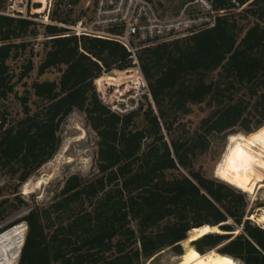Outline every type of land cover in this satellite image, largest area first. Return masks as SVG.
<instances>
[{"label": "trees", "instance_id": "16d2710c", "mask_svg": "<svg viewBox=\"0 0 264 264\" xmlns=\"http://www.w3.org/2000/svg\"><path fill=\"white\" fill-rule=\"evenodd\" d=\"M247 1L238 18L219 16L208 29L140 47L149 95L123 114L109 108L94 83L130 67L120 42L0 13V171L24 183L57 152L60 125L75 110L97 137L94 172L68 175L49 204L0 227L26 223L16 264H143L165 248L194 256L214 249L236 264H264V227L247 217L260 205L197 165L215 140L264 124V0L239 4ZM39 27L37 75L60 74L26 85L32 60L19 71L9 61L24 54ZM18 84L27 86L24 94ZM10 96L19 101L18 117L5 106ZM191 114L198 116L192 129L185 123ZM205 225L221 231L188 239Z\"/></svg>", "mask_w": 264, "mask_h": 264}, {"label": "rangeland", "instance_id": "374dc122", "mask_svg": "<svg viewBox=\"0 0 264 264\" xmlns=\"http://www.w3.org/2000/svg\"><path fill=\"white\" fill-rule=\"evenodd\" d=\"M178 3H180V0H154L156 8L162 15L166 16L175 13ZM240 11L241 9L232 12V14L234 17L238 18ZM79 14L80 13L77 12L76 16ZM39 31L41 32L36 38L31 39L32 43L25 50L24 54L15 60L9 61L11 67L14 68L15 71H19L21 65L24 64L28 58L32 60L33 69L28 73V76L25 79L26 85H29V83L35 79H56L60 74L56 69H52L42 75H37V66L44 54L41 43L44 37L41 27H39ZM127 69L128 68L119 70L113 68L109 72L102 73L95 79L94 83L97 92L99 90L102 91L103 87L106 89V92L104 91L105 96L103 101L107 105H110L112 102L118 105H120V103L125 105L124 97L121 96V93L123 92L122 89L127 82L133 79L132 75L131 77L129 76L132 72L126 71ZM114 72L117 76L112 75ZM119 72L124 73L118 75L120 74ZM26 85L18 84L16 86L19 94H24V89L27 88ZM142 98V96L141 98L139 97V103L143 100ZM5 106L12 112L17 111V117L20 116L19 101L15 97L12 98L10 96L8 100L5 101ZM188 120L189 121L185 122L186 128L192 129L197 124L198 116L191 114L188 116ZM136 121L138 122L137 125L141 126V115L136 117ZM238 132L244 133L242 131ZM58 133L61 138V143L57 152L48 161L42 164L33 174H31L24 183L19 185L15 178L10 177L4 171H0V211L1 215L5 216L3 220H0V227L22 217L34 206L44 207L49 204L53 194L60 189L68 175L73 173L88 175L95 171L97 137L87 123L84 114L76 110L68 114L61 123ZM227 143L228 137H226L225 141H221L220 139L215 140L214 143L212 142L210 150L200 157L197 165H200L204 169L205 174L209 176L216 175L219 177V175L215 174L216 164L222 157ZM260 182L261 184L264 183L262 180ZM258 185L253 194L246 191L251 202L250 205H260L259 207L257 206L254 208L253 213L255 215L259 214L260 211L258 210L260 208L264 209V186L258 188ZM247 217L251 222L263 226V222H260L255 218L252 219L250 215ZM18 224L24 228L25 236L27 226L23 220L11 224L3 230L15 227ZM181 245L183 248V244ZM178 256L179 255L174 254L171 249L165 248L143 264H173L172 260Z\"/></svg>", "mask_w": 264, "mask_h": 264}, {"label": "built area", "instance_id": "2783aa9c", "mask_svg": "<svg viewBox=\"0 0 264 264\" xmlns=\"http://www.w3.org/2000/svg\"><path fill=\"white\" fill-rule=\"evenodd\" d=\"M231 1L234 4L232 7L216 8L214 0H183L175 13L166 16L156 8L154 0H6L0 13L30 18L40 24L60 25L66 27L70 34L78 36L83 34L120 42L129 52L131 65L126 71L132 72L129 76L132 75L133 79L124 83L122 89L125 105L112 102L108 106L123 114L136 110L139 97L149 95L136 51L148 44L208 29L214 26L217 17L238 11L248 3L240 5L239 0ZM77 12L80 14L76 16ZM102 91L99 90L98 94L103 100L105 87ZM13 228L3 230L0 235ZM22 243L23 239L17 242V253L11 264L17 263ZM1 256L0 253V264Z\"/></svg>", "mask_w": 264, "mask_h": 264}, {"label": "bare ground", "instance_id": "6f19581e", "mask_svg": "<svg viewBox=\"0 0 264 264\" xmlns=\"http://www.w3.org/2000/svg\"><path fill=\"white\" fill-rule=\"evenodd\" d=\"M119 73L120 74L118 75H121L124 72ZM112 75L117 76L115 72ZM257 134L260 135L258 136ZM240 147H242L252 158L251 162L246 167L241 166L239 161L236 150ZM233 158L236 159L235 167L232 164ZM215 174L230 182L232 185L234 184L238 188L252 194L258 184V188L264 186V183L261 184L260 182L261 180L264 181V124L247 134L236 132L228 135V143L222 157L216 164ZM258 211H260L259 214L255 215L253 213L250 217L263 222L264 227V209L260 208ZM209 231L221 230L216 227H208L207 225L195 227L189 231L188 239H196ZM23 237L24 228L19 224L10 232L0 235V253L3 256V258L1 256V264H11L17 253V242L22 240ZM172 261L173 264H236L233 259L215 251L214 249L196 256L191 253H186L179 255Z\"/></svg>", "mask_w": 264, "mask_h": 264}, {"label": "snow or ice", "instance_id": "6c2138e0", "mask_svg": "<svg viewBox=\"0 0 264 264\" xmlns=\"http://www.w3.org/2000/svg\"><path fill=\"white\" fill-rule=\"evenodd\" d=\"M257 135L259 136L260 134H257ZM236 151L238 153V157H239V161H240L241 166L246 167L251 162V159H252L251 156L247 152H245V150L242 147L237 148ZM232 164L235 167V165H236V159L235 158H233ZM237 170H239V169H237Z\"/></svg>", "mask_w": 264, "mask_h": 264}, {"label": "water", "instance_id": "95a60500", "mask_svg": "<svg viewBox=\"0 0 264 264\" xmlns=\"http://www.w3.org/2000/svg\"><path fill=\"white\" fill-rule=\"evenodd\" d=\"M208 227H213V226H208ZM217 227V226H216ZM218 228V227H217Z\"/></svg>", "mask_w": 264, "mask_h": 264}]
</instances>
